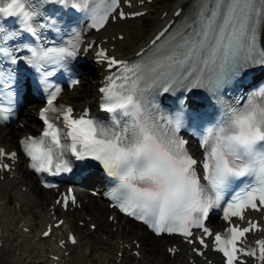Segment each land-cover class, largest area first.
<instances>
[{
	"label": "snow or ice",
	"instance_id": "snow-or-ice-1",
	"mask_svg": "<svg viewBox=\"0 0 264 264\" xmlns=\"http://www.w3.org/2000/svg\"><path fill=\"white\" fill-rule=\"evenodd\" d=\"M52 2L68 4L70 0ZM120 3L121 0H71L73 8L90 14L92 27L97 30L105 26ZM37 15L28 0H0V16L19 18L32 36L37 31L30 21ZM117 15L128 18L124 12ZM143 15L132 14L133 18ZM258 18H264V0H198L191 23L185 22L163 43L158 42L167 29L158 34L151 42L152 48L136 54L138 61L117 60L99 51L100 60L118 72L107 78V87L100 89L104 100L101 108L114 114L113 126L88 118L87 112L77 117L71 107L56 106L61 89L47 84V107L40 112L45 125L42 135L20 141L30 166L36 171L71 172L69 161L64 159L68 152L79 161L99 162L106 172L120 179L113 195L120 211L150 224L156 234L176 233L188 238L198 228L212 236L204 224L209 209L219 203L233 180L244 177L252 182L236 194L225 219L232 216L244 220L247 210L264 212V90L242 98L243 103L237 100L227 104V119L204 135L201 146L206 147L207 154L202 179L206 186L196 176L198 162L186 150V141L176 135L183 116H160L155 103L145 96L152 90L170 93L204 89L222 102V89L227 83L239 78L250 65L264 66V49H257L255 38ZM4 31L0 27V33ZM8 38L0 36V40ZM78 43L76 37L67 47L31 48L27 62L47 82L49 73L42 71L45 65H60L75 57ZM0 54L11 55L5 48H0ZM49 113L55 119L62 117L63 129L50 119ZM117 114L125 118L123 124L116 119ZM16 158L17 152L9 154L0 148V160ZM0 170L11 169L3 163ZM57 203H62L65 210L70 206L68 197ZM75 203L73 196L71 204ZM254 231H261L259 225L248 221L246 227H231L226 235H215L216 251L222 253L224 264H246L240 255L255 257L264 264V239H257L256 247L247 250L238 247ZM50 232L51 229L44 236ZM68 239L77 243L74 236ZM199 242L205 243L202 238ZM188 243L193 240L188 239Z\"/></svg>",
	"mask_w": 264,
	"mask_h": 264
},
{
	"label": "bare ground",
	"instance_id": "bare-ground-1",
	"mask_svg": "<svg viewBox=\"0 0 264 264\" xmlns=\"http://www.w3.org/2000/svg\"><path fill=\"white\" fill-rule=\"evenodd\" d=\"M157 1L159 0H154L153 4ZM190 2L191 0H176L170 10L164 8L160 12L157 11L159 13L155 15H150L151 7L145 6L144 8H149V14L138 19L108 24L100 33L99 38L107 37L109 44L115 47L113 54L119 58L132 57L137 50L148 43L178 7L187 6ZM165 11H167V16L162 21L160 16ZM149 16H153V26L151 31H146L141 28L142 19ZM117 34H123L124 39L112 42L111 38H116ZM134 43H138V47L127 51L126 47ZM98 71L91 66V85L85 81V77H81L79 85L71 93H65L62 100L74 107H78V105L83 107L85 104L93 107L95 105L93 99L97 97ZM36 112V108L25 106L19 117V122L24 125L23 128H1L0 147L7 150L17 148L19 138L28 132L38 131ZM9 175H13V177L9 178ZM76 194L82 207L66 213H59V215L65 219L60 230L63 231L64 228L75 229L78 236V246L67 261L58 264H116L117 257L114 254L118 251L119 246L124 243L131 244L133 239H137L141 243L140 258L131 261V258L124 256L120 264H175L185 261V257L181 254L170 259L166 255L165 247L160 249L149 242V238L168 241L164 237L156 238L148 232L140 233V225L123 218H120L115 225L110 224L107 221L110 211L102 201L96 202V199L90 197L88 202H85L88 195L81 189H76ZM0 195L3 196L1 226L4 234L9 235L0 250V264H50L47 255L49 252L57 254V250L54 244L45 240L39 241L37 236L43 229L42 226L48 221L47 208L56 195L51 190L46 191L39 188L34 177L26 172V165L23 162L17 163L16 170L9 173L4 181H0ZM11 198L13 199V206L7 208L6 204ZM86 217H90V221H85ZM72 219H76L75 223L72 222ZM78 221L85 222L88 228L83 230V228L77 227ZM91 224L96 226V230L92 234L89 232ZM22 227H28L30 232H21ZM127 227L130 228L129 232H125ZM102 237L105 238L102 240ZM147 247L152 248L153 254L144 256L143 253H146ZM211 258L217 261L215 255H211Z\"/></svg>",
	"mask_w": 264,
	"mask_h": 264
},
{
	"label": "rangeland",
	"instance_id": "rangeland-1",
	"mask_svg": "<svg viewBox=\"0 0 264 264\" xmlns=\"http://www.w3.org/2000/svg\"><path fill=\"white\" fill-rule=\"evenodd\" d=\"M176 0H159V1H157L155 4H153L151 7H152V9H153V11L151 12V14L150 15H155V14H157V13H159L160 12V10H162V9H164V8H166L167 10H170L171 9V7H172V4H174V2H175ZM157 11H159V12H157ZM142 29H144V30H146V31H151V29H152V26H153V16H149V17H146L145 19H142ZM131 45V46H130ZM129 46H127L126 47V50H133V49H136L137 47H138V43H134V44H130ZM83 77H85V81H87V83L89 84V85H91V79H92V77L90 76V75H86V76H83ZM94 199H96L97 201L99 200L98 198H94ZM95 200V201H96ZM96 201V202H97ZM13 206V199L11 198L9 201H8V203H7V205H6V207L8 208V207H12ZM77 227H79L78 225H77ZM128 228L129 227H127V228H125L126 229V231L125 232H127V230H128ZM85 229H87V225H85L84 227H83V230H85ZM141 231H143V230H141ZM105 237H102V240L104 239ZM149 242L150 243H152V244H154V245H156V246H158L160 249H163V244H164V241H163V239H160V240H154L153 238H150L149 239ZM158 243V244H157ZM151 252V253H150ZM153 251H152V248H148L147 247V250H146V253L144 254L143 253V255L144 256H147V254L148 255H150V254H153L152 253ZM155 252V251H154Z\"/></svg>",
	"mask_w": 264,
	"mask_h": 264
}]
</instances>
